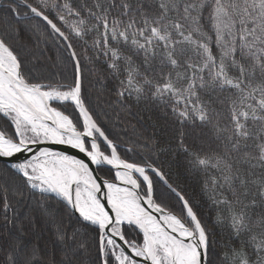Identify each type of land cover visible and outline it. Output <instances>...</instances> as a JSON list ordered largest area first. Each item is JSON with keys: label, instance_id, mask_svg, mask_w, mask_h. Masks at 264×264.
<instances>
[{"label": "snow or ice", "instance_id": "6c2138e0", "mask_svg": "<svg viewBox=\"0 0 264 264\" xmlns=\"http://www.w3.org/2000/svg\"><path fill=\"white\" fill-rule=\"evenodd\" d=\"M0 4V264H264V0Z\"/></svg>", "mask_w": 264, "mask_h": 264}, {"label": "trees", "instance_id": "16d2710c", "mask_svg": "<svg viewBox=\"0 0 264 264\" xmlns=\"http://www.w3.org/2000/svg\"><path fill=\"white\" fill-rule=\"evenodd\" d=\"M8 0H3V3H7ZM3 4H0V15H3ZM91 67V66H90ZM52 71H56V69H51ZM70 75V71H69ZM91 80V84H89L88 80ZM86 87L89 88L90 92L92 93V98L95 100L97 94H104V97L107 98V93L104 91V85H106L108 91H111L115 87V82L111 81L110 78L108 80H103L100 83H97L96 77H89L85 81ZM109 113H112L111 109H108ZM133 113L139 112L143 117L142 122H137V118L133 116H127L124 117L123 111H121V116L125 119V125L128 124L130 121L131 125H135L136 129L138 130L137 133H133V130L131 126L127 127V138L136 139V137L139 135V133H143L145 136L155 132L157 135V139L160 141V143L163 145L165 142V137L162 135L163 132V120L162 119H156V117L153 115V119H149L150 113L143 110V106L140 107H133L132 109ZM160 125L159 128H153V122ZM125 125H120L116 130L121 131V134L123 135L122 129L125 127ZM162 160L166 162V164H171L172 171L174 173L179 172L180 174V183L186 188V190L189 192L190 195L193 196V198L198 201L200 205L201 213L207 222L209 228L215 233V238L218 241H221V243H224L227 241L228 237V229L227 227L221 228L220 226H214L213 220L216 215L212 205L211 201L208 199L207 196H204L200 191L201 186V178L197 177L195 175H187L184 173L183 165L181 163L182 157H178L177 159H172L171 155L162 156ZM37 234L40 237V243L43 244L45 241L51 239V230L44 228L42 225L38 224L37 228ZM35 239V236L32 237ZM233 246H238L239 242H232Z\"/></svg>", "mask_w": 264, "mask_h": 264}, {"label": "water", "instance_id": "95a60500", "mask_svg": "<svg viewBox=\"0 0 264 264\" xmlns=\"http://www.w3.org/2000/svg\"><path fill=\"white\" fill-rule=\"evenodd\" d=\"M63 150V149H61ZM71 152V154H74V155H79L78 153H76L74 150H69Z\"/></svg>", "mask_w": 264, "mask_h": 264}]
</instances>
